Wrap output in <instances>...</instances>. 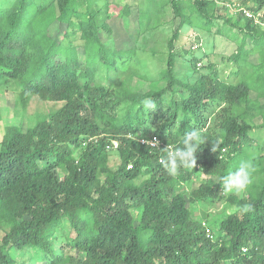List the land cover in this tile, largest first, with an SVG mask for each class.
<instances>
[{
  "label": "trees",
  "instance_id": "trees-1",
  "mask_svg": "<svg viewBox=\"0 0 264 264\" xmlns=\"http://www.w3.org/2000/svg\"><path fill=\"white\" fill-rule=\"evenodd\" d=\"M251 1L256 14L264 0ZM167 4L180 24L167 42L166 67L152 77L141 72L146 63L136 45L102 41L112 32L110 0H0V75L19 82L23 101L63 103L26 129L5 128L0 264H264V154L245 196L224 195L219 183L249 148L264 151V142H253L264 128V61L248 60L253 49L264 53V27L243 13L226 19L244 36L232 54L238 82L220 78L215 66L184 81L176 74L181 28L200 18L210 30L220 14L216 0ZM155 9L150 22L165 13ZM130 12L129 5L120 9L123 17ZM138 25L141 32L143 21ZM190 60L195 66L200 58ZM131 77L148 81V89H136ZM148 98L154 109L144 108ZM194 129L209 140L196 168L170 176L160 160L166 146H182ZM154 137L165 145L147 143ZM114 141L117 148L107 149ZM111 150L120 158L116 168ZM197 172L207 177L189 191ZM217 199L237 210L209 237L190 203ZM245 205L251 210L242 211Z\"/></svg>",
  "mask_w": 264,
  "mask_h": 264
},
{
  "label": "rangeland",
  "instance_id": "rangeland-1",
  "mask_svg": "<svg viewBox=\"0 0 264 264\" xmlns=\"http://www.w3.org/2000/svg\"><path fill=\"white\" fill-rule=\"evenodd\" d=\"M156 1V2H155ZM110 0V10L114 12L111 19L107 22L112 28L111 34L103 33L102 41L106 46L112 48L125 47L129 44L136 45L138 48L137 56L146 63V67L141 68L142 73H148L155 77L159 71L166 67L168 57L167 42L174 32L179 28L180 18L176 17L167 4V0ZM215 9L220 17L214 21L210 30L200 27L199 19H195V25H185L180 30V36L176 40V49L179 51L176 63L177 76L189 82H194L200 72H208L210 66L218 72L220 78L236 83L239 76L232 72L236 69V63L232 59V54L236 52L238 45L244 39V36L237 37L240 33L237 27H232L226 21L228 17H234V21L241 17L244 10L250 12L249 17H255L264 27V6L255 14L256 4L251 0H216ZM105 2V0H102ZM144 4V5H142ZM158 4V5H157ZM118 5V6H117ZM125 5L131 7L129 17L120 15V9ZM153 6V7H150ZM165 11L163 16L157 11L158 18L151 22V15L154 9ZM155 9V10H156ZM144 13V17H143ZM248 16V15H246ZM143 17V19L141 18ZM161 17V18H159ZM139 20L143 21L141 32H139ZM150 25V26H149ZM136 43V44H135ZM248 48H251L250 40L247 39ZM189 50L188 53L185 52ZM193 56L200 58L197 63L190 60ZM248 60L255 63L264 61V53L253 49ZM131 84L136 89L147 90L148 81L140 78H132ZM161 85H164L161 83ZM22 87L14 79L6 78L0 75V105L2 109V119L0 120V142L2 141L7 125H21L23 128L36 124L39 118L48 115L51 110L57 109L63 105L62 102H53L51 100L41 99L38 96H32L27 101H23L21 96ZM253 96L255 95L252 93ZM254 144L264 142V128L253 134ZM110 166L116 168L120 163L117 150H111ZM263 155L264 151H259L258 147L248 149V158H251L255 164L256 171L254 178L259 174L261 165L258 163L257 156ZM259 158V157H258ZM260 159V158H259ZM130 168V167H129ZM207 176L203 172H197L188 182V190L197 188ZM232 193L224 192V195ZM238 198L246 195V191L239 194H233ZM195 218L205 222L206 227L210 228L216 235L220 234V223L229 214L237 210L236 206L226 202L224 199H217L208 204L205 201L197 200L190 203ZM0 228V237L2 235ZM74 253V250H71Z\"/></svg>",
  "mask_w": 264,
  "mask_h": 264
},
{
  "label": "clouds",
  "instance_id": "clouds-1",
  "mask_svg": "<svg viewBox=\"0 0 264 264\" xmlns=\"http://www.w3.org/2000/svg\"><path fill=\"white\" fill-rule=\"evenodd\" d=\"M146 110L154 109L155 102L148 98L143 101ZM209 140L205 134L199 130L187 132L182 137V146L175 148H167V156L162 163L170 176L175 177L181 169L192 170L197 165V153L202 145L208 143ZM219 140L212 142V150L214 152L219 148ZM256 171L255 164L251 158L241 160L234 171H229L226 175H222L219 183L222 185L224 192L239 194L247 191L253 182V175ZM251 210L250 205H245L242 211L248 212ZM204 225H206L204 223ZM206 228V227H205ZM246 249V248H245ZM244 249V250H245Z\"/></svg>",
  "mask_w": 264,
  "mask_h": 264
},
{
  "label": "built area",
  "instance_id": "built-area-1",
  "mask_svg": "<svg viewBox=\"0 0 264 264\" xmlns=\"http://www.w3.org/2000/svg\"><path fill=\"white\" fill-rule=\"evenodd\" d=\"M244 11H245L246 15H248V16L251 15L249 11H247V10H244ZM142 142L144 143V142H146V140H142ZM147 143H149L153 147H159L161 145H163V146L165 145V143L160 141L157 137H154L153 139L147 141ZM117 145H118V143L116 141H114L113 143H110V144L107 145V149H111L112 147L113 148H117ZM166 147H172L173 148V146L170 145V144H168ZM160 160L162 161V158H160ZM129 167H132V166L130 165ZM206 232H207V235L209 237H213V234H212L210 228L206 227Z\"/></svg>",
  "mask_w": 264,
  "mask_h": 264
}]
</instances>
